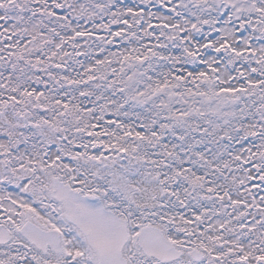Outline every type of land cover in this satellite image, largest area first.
Instances as JSON below:
<instances>
[{
    "label": "snow or ice",
    "instance_id": "1",
    "mask_svg": "<svg viewBox=\"0 0 264 264\" xmlns=\"http://www.w3.org/2000/svg\"><path fill=\"white\" fill-rule=\"evenodd\" d=\"M0 264H264V0H0Z\"/></svg>",
    "mask_w": 264,
    "mask_h": 264
}]
</instances>
